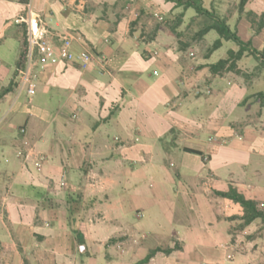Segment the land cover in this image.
I'll return each mask as SVG.
<instances>
[{
  "label": "crops",
  "instance_id": "crops-1",
  "mask_svg": "<svg viewBox=\"0 0 264 264\" xmlns=\"http://www.w3.org/2000/svg\"><path fill=\"white\" fill-rule=\"evenodd\" d=\"M247 11L262 15L264 0L229 23L264 50ZM177 12L164 0H0V264H142L157 248L144 264H264L261 221L241 228V205L217 194L264 203V107L245 101L263 76L211 73L213 54L180 48ZM29 22L92 61L36 55L29 94L17 68ZM152 209L164 224L146 222Z\"/></svg>",
  "mask_w": 264,
  "mask_h": 264
},
{
  "label": "trees",
  "instance_id": "trees-1",
  "mask_svg": "<svg viewBox=\"0 0 264 264\" xmlns=\"http://www.w3.org/2000/svg\"><path fill=\"white\" fill-rule=\"evenodd\" d=\"M166 2L174 3L175 9L180 10V13L169 17L167 23L170 24L172 32L177 36L179 46L182 50L193 48L200 44L205 36L211 32L216 31L219 37L209 46L207 53L204 56H211L215 51L219 50L224 45V40L233 41L237 47L229 48L224 57H220L217 61L209 64L210 72L213 74L234 73L243 77L246 81L254 79L258 76H263L262 90L253 95L246 97L245 101L254 98L262 107H264V50L257 49L253 46L251 40L245 41L239 35L238 29L233 28L229 21L232 14H222L215 8H208L204 0H164ZM247 0H240L238 3L237 12L241 16L244 13ZM193 9L194 16L190 18L187 27L179 29L182 25L185 12ZM247 20L252 24L255 33H259L264 27V13L258 15L253 11L245 12ZM239 18V17H238ZM240 19V18H239ZM27 33V32H26ZM27 51V37L25 35L23 51L20 55L17 68L19 70L24 68ZM249 57H253L256 61H251ZM248 59V60H247ZM246 61L247 65H245ZM14 83H10L8 87L2 90L1 95L11 90ZM190 152L199 154L198 151L187 149ZM221 197L233 200L243 208V215L241 216V228L250 225L255 220L261 221V227L258 232L264 229V203H260L253 199H248L244 194L238 192L236 188L230 186L227 192H217ZM158 251H164L161 248L150 251L145 259L140 263H147L152 256ZM170 252V250H165Z\"/></svg>",
  "mask_w": 264,
  "mask_h": 264
},
{
  "label": "built area",
  "instance_id": "built-area-1",
  "mask_svg": "<svg viewBox=\"0 0 264 264\" xmlns=\"http://www.w3.org/2000/svg\"><path fill=\"white\" fill-rule=\"evenodd\" d=\"M163 20L161 16H158ZM27 51L24 68L20 70L21 80L19 82L20 88H26L29 94H33L37 87V74L34 72L36 65V55H40L45 59L56 63L64 62H79L82 67H87L93 59V54L88 50L80 53H75L72 50V39L70 36H63L61 43L56 45L48 36V31L44 26L33 28L31 22L27 26ZM193 54V53H192ZM24 132V129H22ZM22 155L21 152H19Z\"/></svg>",
  "mask_w": 264,
  "mask_h": 264
},
{
  "label": "rangeland",
  "instance_id": "rangeland-1",
  "mask_svg": "<svg viewBox=\"0 0 264 264\" xmlns=\"http://www.w3.org/2000/svg\"><path fill=\"white\" fill-rule=\"evenodd\" d=\"M240 0H204L205 5L212 9L215 8L222 14H234L237 12L238 3ZM180 13V10L176 14ZM195 11L193 9H190L185 12V17L183 18V23L180 26L179 29H184L187 27L188 22L190 21V18L194 16ZM157 21V23H166L165 20H159V18L154 17ZM234 28V27H233ZM219 37L218 33L216 31L209 32L205 39L200 42V44L196 45L192 50L194 53V57L197 56V54L205 55L208 51L209 46ZM257 41V40H256ZM255 41V42H256ZM254 46H257L255 43ZM260 46V45H259ZM237 45L233 41H226L224 40V45L217 51L213 53V59L218 60L220 57H224L226 55V52L229 48H236ZM251 61H256L253 57H249ZM248 60V59H247ZM249 63L248 61L245 62ZM264 88V87H263ZM155 220H159L161 224H164V216L162 212L158 209H152L150 216L146 217V222L148 223H154Z\"/></svg>",
  "mask_w": 264,
  "mask_h": 264
}]
</instances>
